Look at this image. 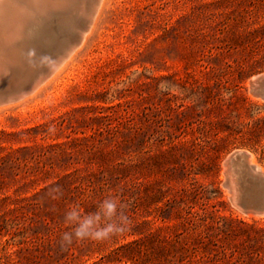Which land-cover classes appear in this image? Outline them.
Segmentation results:
<instances>
[{
    "label": "rangeland",
    "instance_id": "rangeland-1",
    "mask_svg": "<svg viewBox=\"0 0 264 264\" xmlns=\"http://www.w3.org/2000/svg\"><path fill=\"white\" fill-rule=\"evenodd\" d=\"M64 64L0 106V264H264L226 174L239 153L264 174V0H100ZM111 196L128 231L62 248L64 213Z\"/></svg>",
    "mask_w": 264,
    "mask_h": 264
},
{
    "label": "water",
    "instance_id": "water-1",
    "mask_svg": "<svg viewBox=\"0 0 264 264\" xmlns=\"http://www.w3.org/2000/svg\"><path fill=\"white\" fill-rule=\"evenodd\" d=\"M88 1V2H87ZM100 0H73L72 2H62L59 8H56L49 15L68 14V25H63L71 36L62 44V50L57 54H50L44 63L34 69L31 78L27 79L29 69V59L22 48L18 44L22 41L13 35L12 28L19 23L24 25L25 16L23 11L19 17V22L12 21L11 28L6 32L11 35L5 40L0 39V106L17 102L24 97L33 93L37 87L49 79L57 68L67 60L71 54L81 43L82 38L88 31L98 9ZM86 4V8H85ZM40 30H48V23L44 26L42 21L37 24ZM62 27V28H63ZM61 28V29H62ZM46 44L48 40H45ZM251 93L264 100V73L252 78L250 81ZM249 156L244 153L235 154L231 157L226 165L227 182L230 183L229 173L232 181L260 182L264 185V175L260 174L255 167L249 165ZM254 199L252 200V202ZM251 209L254 208L251 204ZM255 210V208H254ZM259 215L264 214V203L262 208L255 210Z\"/></svg>",
    "mask_w": 264,
    "mask_h": 264
},
{
    "label": "bare ground",
    "instance_id": "bare-ground-1",
    "mask_svg": "<svg viewBox=\"0 0 264 264\" xmlns=\"http://www.w3.org/2000/svg\"><path fill=\"white\" fill-rule=\"evenodd\" d=\"M72 1L73 0H0V39L5 40L6 38H10L11 35H13L14 37L17 36L16 38L21 37L22 41L18 44V46L22 48L21 50H23L27 55L28 52L35 54L38 52L41 53L44 50L43 48H39L38 46H36V44L34 43V40L36 38L43 37L45 40H48V43L45 45L46 48H48L47 52L52 55L57 54L62 50V44L67 41V38L71 36L70 34H68V32H66L68 30L63 27V25H68L70 20H68V14H49L56 8H59L62 2ZM22 11V15L25 16L24 25H21L19 23L15 24V28L11 29V31L14 30L13 33L10 36L7 35L6 32L11 28L12 21L15 20L16 22H19V17H23L21 15ZM37 20H41L43 26L48 23V30H40L41 28L39 27L35 29ZM71 55L72 53L69 54V57ZM64 62L57 68L54 74L45 83L37 87L36 91L33 94L38 92L54 76H57L56 74L62 70ZM34 69L35 68H32L30 61L27 79L31 78V76L35 72ZM250 165H253L258 171V167L256 166L254 161L250 160ZM260 174L264 175L262 172ZM228 175L230 178V185L231 183L233 184L231 186L234 193L233 198L236 202L235 204L239 205L241 209L245 211L259 214L255 210L262 208L263 206L264 188L260 186V184L256 182H250L248 180L243 181L240 185H235L231 180V174L229 173ZM249 197H252L254 201L252 202L251 200H249ZM251 204L252 206H254L255 210L254 208L251 209Z\"/></svg>",
    "mask_w": 264,
    "mask_h": 264
},
{
    "label": "clouds",
    "instance_id": "clouds-1",
    "mask_svg": "<svg viewBox=\"0 0 264 264\" xmlns=\"http://www.w3.org/2000/svg\"><path fill=\"white\" fill-rule=\"evenodd\" d=\"M62 194L63 189L55 186L48 189L46 196L51 200H57ZM125 207L119 197L115 196L100 202L95 213L82 214L80 206L73 205L64 213L63 222L70 226V230L61 234L60 246L67 248L74 241L84 240L103 242L113 236L124 234L131 224Z\"/></svg>",
    "mask_w": 264,
    "mask_h": 264
}]
</instances>
